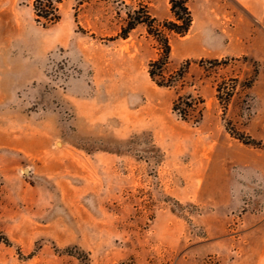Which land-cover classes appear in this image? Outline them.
Here are the masks:
<instances>
[{
    "label": "rangeland",
    "instance_id": "374dc122",
    "mask_svg": "<svg viewBox=\"0 0 264 264\" xmlns=\"http://www.w3.org/2000/svg\"><path fill=\"white\" fill-rule=\"evenodd\" d=\"M33 1L0 0V264H264V0H189L172 88L144 25L119 37L168 0H62L50 27Z\"/></svg>",
    "mask_w": 264,
    "mask_h": 264
},
{
    "label": "trees",
    "instance_id": "16d2710c",
    "mask_svg": "<svg viewBox=\"0 0 264 264\" xmlns=\"http://www.w3.org/2000/svg\"><path fill=\"white\" fill-rule=\"evenodd\" d=\"M62 0H34L33 9L35 20L42 22L43 27H50L60 20L58 13V4ZM172 19L158 23L148 11H134L127 14L125 25L121 28L119 37L126 39L129 33L136 28L137 25H144L147 34L153 39L158 47V56L156 59L148 63V74L150 79L159 87L172 88L183 77L184 69L167 74L166 68L169 62L171 47L169 44V34L174 33L184 36L188 33L192 22V14L189 8V0H168ZM233 92V87H227L225 83H221L216 88V97L219 102L228 100ZM202 101L195 102L190 97H177L172 104V111L177 114L181 120L186 121L189 111L196 109ZM202 108L199 109L201 115ZM236 139L244 144L259 145L254 140L246 142L245 136L233 131ZM7 242V240H5Z\"/></svg>",
    "mask_w": 264,
    "mask_h": 264
}]
</instances>
